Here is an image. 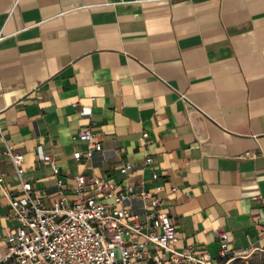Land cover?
Segmentation results:
<instances>
[{"label":"crops","instance_id":"0c3cea01","mask_svg":"<svg viewBox=\"0 0 264 264\" xmlns=\"http://www.w3.org/2000/svg\"><path fill=\"white\" fill-rule=\"evenodd\" d=\"M85 126L101 150L76 160ZM6 146L45 205L128 161L131 181L159 174L178 251L221 264L217 231L264 250V0H0V171L19 195Z\"/></svg>","mask_w":264,"mask_h":264},{"label":"built area","instance_id":"2783aa9c","mask_svg":"<svg viewBox=\"0 0 264 264\" xmlns=\"http://www.w3.org/2000/svg\"><path fill=\"white\" fill-rule=\"evenodd\" d=\"M72 141L85 144L83 153L73 152L78 160L89 159L101 150L90 126L73 133ZM5 153L14 167L19 195L9 194L0 171V189L10 195V218L5 250L0 264H210L205 254L181 252L176 249L178 235L170 217L161 208L158 193L162 184L159 174L151 170L154 182L147 187L143 178L131 181L133 166L123 162L118 169L121 181L103 176L87 177L77 173L73 180V197L68 198L56 181L58 195L50 205L34 193L29 180L24 179L23 154L6 146ZM52 174L59 172L52 156L44 157ZM152 157L146 155L143 166ZM90 186V189H87ZM220 239L219 257L227 261L237 252L228 247L227 234L217 231Z\"/></svg>","mask_w":264,"mask_h":264},{"label":"rangeland","instance_id":"374dc122","mask_svg":"<svg viewBox=\"0 0 264 264\" xmlns=\"http://www.w3.org/2000/svg\"><path fill=\"white\" fill-rule=\"evenodd\" d=\"M225 264H264V250L235 255Z\"/></svg>","mask_w":264,"mask_h":264},{"label":"trees","instance_id":"16d2710c","mask_svg":"<svg viewBox=\"0 0 264 264\" xmlns=\"http://www.w3.org/2000/svg\"><path fill=\"white\" fill-rule=\"evenodd\" d=\"M221 260V264H225V262H227V258H220Z\"/></svg>","mask_w":264,"mask_h":264}]
</instances>
